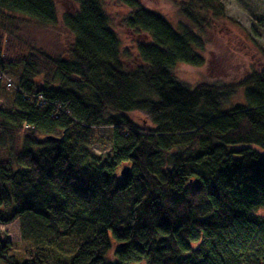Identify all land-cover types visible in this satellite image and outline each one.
I'll return each instance as SVG.
<instances>
[{
	"label": "trees",
	"instance_id": "16d2710c",
	"mask_svg": "<svg viewBox=\"0 0 264 264\" xmlns=\"http://www.w3.org/2000/svg\"><path fill=\"white\" fill-rule=\"evenodd\" d=\"M71 1L78 9L63 22L75 40L63 57L16 49L5 25L19 15L55 24V0H0V75L19 72L13 108H0V222L18 218L32 244L7 257L0 243V261L264 264V71L235 84L177 74L204 64L195 28L223 3L185 0L192 27L177 31L141 0H112L145 38L129 69L105 0ZM100 127L112 146L97 154Z\"/></svg>",
	"mask_w": 264,
	"mask_h": 264
},
{
	"label": "rangeland",
	"instance_id": "374dc122",
	"mask_svg": "<svg viewBox=\"0 0 264 264\" xmlns=\"http://www.w3.org/2000/svg\"><path fill=\"white\" fill-rule=\"evenodd\" d=\"M143 5L154 12L163 15L172 27L179 31V24L192 27L188 19L181 14L180 4L185 0H141ZM224 5L222 16L207 15L204 26L195 28L204 40L202 51L205 62L202 65L180 63L177 65L179 78L190 85L201 82L235 84L240 82L251 71H264V0H220ZM105 9L109 14L110 26L120 39L121 48L128 50L131 55L124 53V60L129 69L139 64L134 56L135 43L145 40L142 36H135L124 25L123 19L128 15L126 7L112 0H105ZM58 21L55 24H43L39 21L19 15L14 22L5 20L7 28L13 31L11 44L23 46L25 51L31 48L42 50L51 56H69V49L74 43V33L64 24L63 14L77 11L78 6L71 0H55ZM194 29V30H195ZM195 30V31H196ZM7 39V35H4ZM21 44V45H18ZM15 84L19 72L10 71ZM11 78L9 75H7ZM11 78V80H12ZM4 88L0 95V108L10 111L13 108L15 87ZM234 102L243 100V90L232 99ZM140 117L134 116L135 120ZM111 128L100 127L91 131L93 140L91 148L97 154L109 152ZM264 154V150H261ZM0 243L8 245L6 256L18 255L29 251L32 244L26 243L21 238L20 221L18 218L9 222H0ZM113 250L110 256L113 257ZM31 257L26 253L23 258ZM0 264H9L1 260ZM143 264V263H132Z\"/></svg>",
	"mask_w": 264,
	"mask_h": 264
},
{
	"label": "built area",
	"instance_id": "2783aa9c",
	"mask_svg": "<svg viewBox=\"0 0 264 264\" xmlns=\"http://www.w3.org/2000/svg\"><path fill=\"white\" fill-rule=\"evenodd\" d=\"M1 78L7 84L8 87H13L14 86L13 80H11V78H9L7 76V74H4L2 76L0 75V79Z\"/></svg>",
	"mask_w": 264,
	"mask_h": 264
},
{
	"label": "water",
	"instance_id": "95a60500",
	"mask_svg": "<svg viewBox=\"0 0 264 264\" xmlns=\"http://www.w3.org/2000/svg\"><path fill=\"white\" fill-rule=\"evenodd\" d=\"M128 170H129V167L126 166V167L122 170V173L126 174V173L128 172Z\"/></svg>",
	"mask_w": 264,
	"mask_h": 264
}]
</instances>
